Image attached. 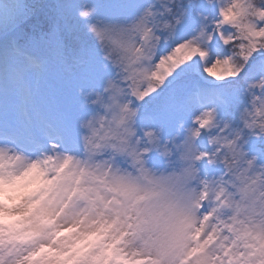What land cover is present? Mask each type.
<instances>
[{"label": "snow or ice", "instance_id": "snow-or-ice-1", "mask_svg": "<svg viewBox=\"0 0 264 264\" xmlns=\"http://www.w3.org/2000/svg\"><path fill=\"white\" fill-rule=\"evenodd\" d=\"M84 129L162 152L167 203L45 202ZM0 264H264V0H0Z\"/></svg>", "mask_w": 264, "mask_h": 264}, {"label": "clouds", "instance_id": "clouds-1", "mask_svg": "<svg viewBox=\"0 0 264 264\" xmlns=\"http://www.w3.org/2000/svg\"><path fill=\"white\" fill-rule=\"evenodd\" d=\"M153 151L140 148L131 139L121 143L103 132L93 136L90 130L84 129L77 144L68 148L62 145L50 147L47 153L30 159L32 163L39 162L50 169L48 176L53 183L46 184L41 190L45 202L56 205L62 197L67 199L71 192L74 193L71 197L73 212L86 213L90 222H108L131 203L127 193L129 184L138 187L137 196L155 192L154 203L160 206L167 203V190L155 188L145 178L146 173L159 176L169 167L168 158L162 152L157 153L161 167L152 166ZM57 176L61 177L59 182L55 180ZM80 192L87 193L88 199L81 198ZM90 200L95 201V206Z\"/></svg>", "mask_w": 264, "mask_h": 264}, {"label": "trees", "instance_id": "trees-1", "mask_svg": "<svg viewBox=\"0 0 264 264\" xmlns=\"http://www.w3.org/2000/svg\"><path fill=\"white\" fill-rule=\"evenodd\" d=\"M27 2H35V0H27Z\"/></svg>", "mask_w": 264, "mask_h": 264}]
</instances>
